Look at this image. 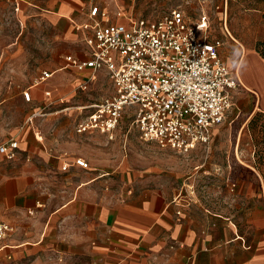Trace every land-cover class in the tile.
<instances>
[{"label": "crops", "instance_id": "obj_1", "mask_svg": "<svg viewBox=\"0 0 264 264\" xmlns=\"http://www.w3.org/2000/svg\"><path fill=\"white\" fill-rule=\"evenodd\" d=\"M7 1L16 10L22 2L32 5L64 42L66 53L63 64L52 63L57 66L41 70L31 85L1 96L0 143L14 137L18 148L12 159L0 154V222L11 226L0 239V262L37 254L48 246V241H56L66 244L60 249L67 254L81 251L85 264H264V180L255 171H238L235 188L201 186L205 189L198 197L190 196L185 185L183 202L178 200L179 204L176 198L168 203L161 201L155 191H136V180H128L125 190L112 197L105 192L93 194L87 182L66 187L57 184L56 194L44 193L47 188L41 162L47 161L48 156H62L46 147L42 136H37L39 132H33L43 144L44 149L39 148L30 131L33 120L56 113L51 107L57 104L64 105L61 111L71 108L70 96L74 97L78 90L103 85L106 78L110 90L99 100L114 92L106 69H99L90 78L89 68L76 71L65 57H89L84 38L92 32L90 25L95 21L125 23L130 16H144L115 11L110 5L98 6L100 0ZM93 6L99 10L95 16L90 15ZM101 11L107 12V19L100 15ZM118 11L120 15L116 14ZM249 54L254 60L264 61L256 51L244 52L240 65ZM43 71L50 72V76L39 80ZM63 73L74 80L70 96ZM241 78L246 87L256 92L258 87L242 75ZM24 91H29V100L24 99ZM87 113L75 123V131ZM74 158H63L60 164ZM74 167L82 168L72 165L68 170ZM63 195L64 200L51 205L55 196Z\"/></svg>", "mask_w": 264, "mask_h": 264}, {"label": "rangeland", "instance_id": "obj_2", "mask_svg": "<svg viewBox=\"0 0 264 264\" xmlns=\"http://www.w3.org/2000/svg\"><path fill=\"white\" fill-rule=\"evenodd\" d=\"M101 4L113 6L115 11L144 17L160 15L178 7L191 21H196L201 12H205L207 38L220 40L219 54L223 61L237 71L240 78L242 75L258 88L256 92L249 89L241 78L243 84L233 90L234 104L224 122L213 128L210 142L187 152H177L156 142L142 140L131 126L132 117L128 110L123 113L112 138L94 132L78 134L74 130L75 123L91 110V103L110 89L106 78L103 85L93 86L88 91L78 90L72 97L74 80L68 73H63L71 108L61 111L63 104L52 106L57 112L33 120L30 128L40 149H44L43 144L33 132H39L37 136H42L46 147H52L55 154L62 156L59 159L48 156L47 161L41 162L47 188L44 193L56 194L57 184L66 187L87 182L93 194L105 192L112 197L125 190L128 180H136V191H155L161 201L168 203L176 198L179 204L183 202L185 185L190 196L198 197V193L204 191L205 187H201L204 185L219 190L228 186L235 188L238 171H255L264 180V115L253 127L248 126L254 114L264 113V61L254 60L253 54H249L243 66H239L241 55L254 52L256 40L264 38V11L261 9L264 2L100 0L97 5ZM65 53L64 42L56 37L47 19L34 11L32 5L22 2L16 10L7 0L0 1V100L6 91H20L31 85L41 70L57 66H51L52 63L59 61L60 65L63 64ZM76 156L84 157L89 168L60 170L63 158L71 160ZM62 200L64 195L55 196L51 205ZM171 207L174 208L173 203ZM47 245L37 254L3 260L0 264H85L81 251L67 254L60 249L66 245L62 242L48 241Z\"/></svg>", "mask_w": 264, "mask_h": 264}, {"label": "built area", "instance_id": "obj_3", "mask_svg": "<svg viewBox=\"0 0 264 264\" xmlns=\"http://www.w3.org/2000/svg\"><path fill=\"white\" fill-rule=\"evenodd\" d=\"M98 12L97 6L91 7V16ZM100 15L107 19V12ZM206 23L205 12L199 21L190 22L178 7L152 19L130 16L125 23H92V32L84 38L89 57L65 59L76 71L89 68L90 78L106 69L114 92L89 105L76 132L97 131L112 138L128 110L131 126L144 141L177 152L208 144L213 128L224 122L234 104L233 90L242 83L221 58L220 40L207 38ZM49 76L43 71L39 80ZM23 97L29 100V91ZM17 148V139L11 137L0 143V154L12 159ZM72 165L89 167L85 158L75 157L61 169ZM10 230L0 222V239Z\"/></svg>", "mask_w": 264, "mask_h": 264}, {"label": "trees", "instance_id": "obj_4", "mask_svg": "<svg viewBox=\"0 0 264 264\" xmlns=\"http://www.w3.org/2000/svg\"><path fill=\"white\" fill-rule=\"evenodd\" d=\"M264 2V0H261ZM262 11H264V6H262ZM254 50L259 54L260 57L264 58V38L256 40L254 43ZM264 115L262 112H257L252 116L250 119L248 126L253 127V125L256 123L257 119L260 118V116Z\"/></svg>", "mask_w": 264, "mask_h": 264}, {"label": "clouds", "instance_id": "obj_5", "mask_svg": "<svg viewBox=\"0 0 264 264\" xmlns=\"http://www.w3.org/2000/svg\"><path fill=\"white\" fill-rule=\"evenodd\" d=\"M240 67H242L243 66V64H241V65H239Z\"/></svg>", "mask_w": 264, "mask_h": 264}]
</instances>
